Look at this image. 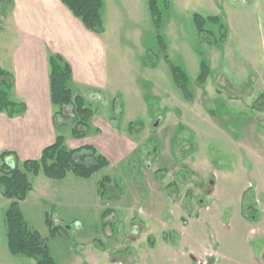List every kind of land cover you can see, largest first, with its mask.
Wrapping results in <instances>:
<instances>
[{
  "label": "rangeland",
  "instance_id": "1",
  "mask_svg": "<svg viewBox=\"0 0 264 264\" xmlns=\"http://www.w3.org/2000/svg\"><path fill=\"white\" fill-rule=\"evenodd\" d=\"M106 4L120 79L93 108L136 147L92 178L114 181L105 216L54 217L55 236L43 215L30 227L57 264H264V0H158L160 28L147 0ZM171 64L187 72L192 102ZM1 209L0 262L35 264L10 252Z\"/></svg>",
  "mask_w": 264,
  "mask_h": 264
},
{
  "label": "crops",
  "instance_id": "2",
  "mask_svg": "<svg viewBox=\"0 0 264 264\" xmlns=\"http://www.w3.org/2000/svg\"><path fill=\"white\" fill-rule=\"evenodd\" d=\"M0 20L5 24L1 26L0 37L5 35V28L10 31L9 40L0 41V69L14 77L12 99L26 105L25 113L15 117L0 112V153L14 152L21 161L39 159L42 151L63 134L70 148L95 146L109 158L110 167L124 162L136 147L133 138L120 135L111 125L110 117L101 116L93 108L103 92L114 87L112 93L116 95L120 79L111 63V21L106 0L105 32L101 35L87 29L62 0H13L11 9L0 0ZM51 54H60L71 65L73 93L83 96L95 110L90 133L85 138H76L72 126L60 130L55 127L50 92ZM33 176V190L21 203L28 224L40 215L46 219L47 212L68 220L84 219L91 214L101 219L105 207L99 192L101 180L92 183L93 177L83 179L73 174L62 180L43 173ZM0 202L4 210L10 204L1 190ZM3 209L4 216L7 210ZM4 248L2 257H9L4 255Z\"/></svg>",
  "mask_w": 264,
  "mask_h": 264
},
{
  "label": "trees",
  "instance_id": "3",
  "mask_svg": "<svg viewBox=\"0 0 264 264\" xmlns=\"http://www.w3.org/2000/svg\"><path fill=\"white\" fill-rule=\"evenodd\" d=\"M7 9H11L13 0H1ZM71 12L79 18L87 29L103 34L105 25L103 9L105 0H62ZM152 20L157 28L162 25V12L158 0H147ZM199 31L204 29L205 18L196 14ZM213 20H217L213 18ZM227 30V27L225 26ZM226 36V35H225ZM162 42V35H159ZM50 64V92L54 106V122L57 130L64 126H72L76 138H85L91 130V119L95 110L86 104L85 98L75 95L71 89L72 67L60 54L49 56ZM174 81L183 92L184 97L192 102L194 94L189 88V76L182 67L171 64ZM211 75V68L205 61L202 62L198 82L205 84ZM14 91V77L0 69V112L15 117L24 114L26 105L12 99ZM99 132V131H98ZM0 190L10 204L5 214L6 235L8 247L13 254H22L32 258L35 264H57L46 238L35 229H32L23 213L21 203L25 201L33 190L32 175L43 173L45 176L62 180L69 174L79 178L90 179L99 171L110 167L109 158L99 152L93 145H84L79 148H70L65 143L63 134H59L56 141L42 151L39 159L21 161L11 151L0 153ZM110 176H104L99 184V192L106 205L113 197L109 195L113 185ZM246 196V195H245ZM245 200V197H244ZM111 210L106 209L102 216ZM244 215L248 218L253 216ZM260 215L255 220H259ZM46 224L51 235L62 234V227L55 225L51 213L46 214Z\"/></svg>",
  "mask_w": 264,
  "mask_h": 264
},
{
  "label": "water",
  "instance_id": "4",
  "mask_svg": "<svg viewBox=\"0 0 264 264\" xmlns=\"http://www.w3.org/2000/svg\"><path fill=\"white\" fill-rule=\"evenodd\" d=\"M134 230H137V228H134Z\"/></svg>",
  "mask_w": 264,
  "mask_h": 264
}]
</instances>
